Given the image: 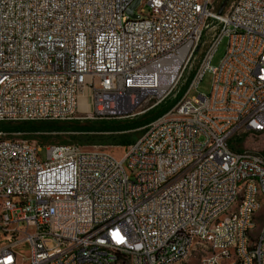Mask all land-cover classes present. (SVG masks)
I'll list each match as a JSON object with an SVG mask.
<instances>
[{"label":"built area","instance_id":"1","mask_svg":"<svg viewBox=\"0 0 264 264\" xmlns=\"http://www.w3.org/2000/svg\"><path fill=\"white\" fill-rule=\"evenodd\" d=\"M134 1L0 0V123L126 118L197 64L120 157L0 131V264H264V156L231 147L264 134V0Z\"/></svg>","mask_w":264,"mask_h":264},{"label":"rangeland","instance_id":"2","mask_svg":"<svg viewBox=\"0 0 264 264\" xmlns=\"http://www.w3.org/2000/svg\"><path fill=\"white\" fill-rule=\"evenodd\" d=\"M223 0H217L215 4L216 7H220V4ZM235 0H228L226 3V6L223 10V13L228 10V8L231 6V4ZM226 45H227V39L224 38L220 44L217 47V50L211 60L210 66L213 68H216L219 66V63L226 51ZM202 49V53H203ZM202 53L199 55V60L200 57H202ZM197 64L192 65V69H196ZM211 81H212V75L208 72L205 73L203 76L202 81L199 83L198 88L195 91H192L190 93V96L192 97H198L199 95H204L207 96L210 92L211 88ZM177 97L170 96L167 98L163 103L160 105L156 106L153 109L147 110L148 107L152 104L150 102L149 104L137 109L136 111L132 112L129 114V117L126 118H110V119H101V120H84L81 118H78L77 120L72 121L70 124L66 125L67 123H52L56 124L58 126H63L65 128L71 127V126H99L101 123L105 122H112V123H117V124H126L130 123L133 121H142L146 119L150 115H155L159 111L163 110L164 108H167L171 103L175 102L174 100ZM179 100V99H178ZM178 102V101H177ZM175 102L173 106L167 110L164 114L169 112L175 105ZM74 123V124H72ZM92 124V125H91ZM39 125V124H36ZM145 128H142L140 130H137L134 133H131V136L135 139V141L139 140L143 134L145 133ZM7 138L12 139V140H21V141H27V142H34L35 144H38L41 147H53V146H77V147H82L84 149H100L105 152H108L116 157H120L123 153L124 148L123 147H118V146H110V145H99V144H89L87 141H84L86 138L85 136H78L76 133H66V132H59V131H50V132H36V133H14V134H8ZM235 139V146L238 147L239 151H246V152H251L255 154H259L264 156V134H239L234 136ZM82 140V141H81ZM82 142V143H80ZM46 151L45 148H42V152L39 154L41 158H45ZM262 221H264V218H260L257 221L255 233L258 234L260 230V226L262 224ZM2 244H4L2 242Z\"/></svg>","mask_w":264,"mask_h":264},{"label":"trees","instance_id":"3","mask_svg":"<svg viewBox=\"0 0 264 264\" xmlns=\"http://www.w3.org/2000/svg\"><path fill=\"white\" fill-rule=\"evenodd\" d=\"M195 69L190 71V73L186 77V81L180 88V92L177 95V98L174 100L175 102L182 96V94L186 91L193 75ZM171 103L167 108L159 111L155 115H150L146 119L142 121H133L126 124H117L112 122H105L99 124V126H71V127H63L58 126L52 123H20V124H7L0 123V131L5 133H38V132H50V131H61L66 133H76L78 136H85L84 141H87L89 144H99V145H110V146H118L126 148L130 144L135 142L131 133L136 132L160 118L164 113L169 110L173 104ZM70 122L66 125L70 124ZM39 124V125H36ZM74 124V123H72ZM92 125V124H91ZM82 141V140H81ZM235 141V139H234ZM82 143V142H80ZM232 149L238 150L237 146H231Z\"/></svg>","mask_w":264,"mask_h":264},{"label":"water","instance_id":"4","mask_svg":"<svg viewBox=\"0 0 264 264\" xmlns=\"http://www.w3.org/2000/svg\"><path fill=\"white\" fill-rule=\"evenodd\" d=\"M140 0H135L134 3L131 5V7L127 10V15L131 18V19H136V16L133 14V11L134 9L137 7L138 3H139ZM228 0H223L220 4V7L218 9V15H221L225 6H226V3H227Z\"/></svg>","mask_w":264,"mask_h":264}]
</instances>
